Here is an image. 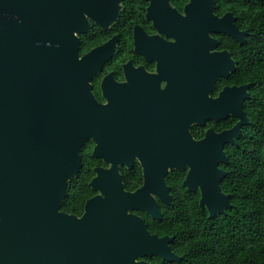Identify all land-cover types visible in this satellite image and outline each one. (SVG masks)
Instances as JSON below:
<instances>
[{
	"label": "flooded vegetation",
	"instance_id": "obj_1",
	"mask_svg": "<svg viewBox=\"0 0 264 264\" xmlns=\"http://www.w3.org/2000/svg\"><path fill=\"white\" fill-rule=\"evenodd\" d=\"M238 2L243 0H95L83 11V30L74 32L77 57L84 58L88 68L95 67L85 78V87L111 112L110 117L99 119L96 134H90L81 146L82 165L68 180L57 209L76 221L56 222L55 206L45 202L54 259L55 235L62 237L58 264H71L73 229L84 243L96 244L103 228L113 230L115 249L125 250L135 264H182V255L172 246L168 220L174 211L172 190L184 185L190 168L177 165L185 127L189 126L191 139L197 142L208 130L231 129L241 115L248 124L254 118L248 105L251 84L233 78L243 40L215 31L210 23L212 15L222 18L230 13L229 22L245 30L231 8ZM201 61L204 68H210L206 63L210 62L213 68L227 69V74L219 73L209 85L210 72L200 74ZM231 61L233 70L228 65ZM244 84L249 86L243 100ZM248 124L241 126V134ZM241 134L233 137L234 143L226 140L221 145L226 160H217V166L226 174L229 147L237 144ZM144 186L136 201L121 196V190L134 193ZM164 186L169 187L170 203L151 190L163 193ZM73 187L86 188L85 196H73ZM195 190L198 187L191 191ZM145 195L152 198L149 209L143 202ZM199 198L200 191L198 205ZM177 212L181 229L180 208ZM207 216L213 217L208 211ZM157 246L165 250L169 246L178 258L158 254ZM81 257L84 264H103L93 256Z\"/></svg>",
	"mask_w": 264,
	"mask_h": 264
},
{
	"label": "water",
	"instance_id": "obj_2",
	"mask_svg": "<svg viewBox=\"0 0 264 264\" xmlns=\"http://www.w3.org/2000/svg\"><path fill=\"white\" fill-rule=\"evenodd\" d=\"M94 1L0 0V264L61 262L62 237L58 232L55 235L54 259L45 202L55 206L56 222L76 221L57 209L68 180L82 165L81 146L90 134H96L99 119L110 117L111 112L85 87V78L95 67L88 68L84 58L77 57L74 32L83 30V11ZM229 14L222 18L212 15V28L244 43L247 30L231 24ZM200 63V74L210 72L209 85L219 73L227 74V69L213 68L210 62H206L210 68ZM228 65L235 68L233 61ZM248 86L243 85V100ZM248 122L241 115L231 129L208 130L197 142L191 139L189 126L185 127L183 154L177 165H189L184 185L189 190L198 187L199 205L210 216L233 206L229 194L222 191L220 181L226 173L218 168L217 160H226L221 145L226 140L234 143L233 137ZM163 189L161 193L151 188L170 203L169 187ZM143 191L145 186L134 193L121 190V196L136 201ZM150 199L145 195L143 201L148 209ZM113 236L112 229L103 228L99 243L86 244L73 229L71 264H84L81 256L96 257L103 264H135L125 250L115 249ZM155 252L169 260L178 258L169 246L167 250L157 246Z\"/></svg>",
	"mask_w": 264,
	"mask_h": 264
},
{
	"label": "trees",
	"instance_id": "obj_3",
	"mask_svg": "<svg viewBox=\"0 0 264 264\" xmlns=\"http://www.w3.org/2000/svg\"><path fill=\"white\" fill-rule=\"evenodd\" d=\"M231 8L247 30L233 78L251 84L248 105L254 118L229 147L228 172L220 182L233 206L208 217L198 205V190L184 185L172 190L168 232L174 235L172 246L182 255V264H264V0H243ZM72 191L76 197L86 194L83 187Z\"/></svg>",
	"mask_w": 264,
	"mask_h": 264
}]
</instances>
